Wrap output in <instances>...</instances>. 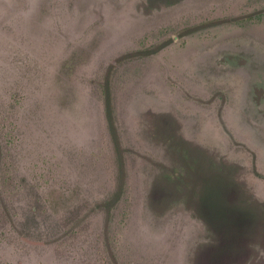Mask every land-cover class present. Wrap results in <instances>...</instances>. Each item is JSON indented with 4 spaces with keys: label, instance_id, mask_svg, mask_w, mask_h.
<instances>
[{
    "label": "rangeland",
    "instance_id": "1",
    "mask_svg": "<svg viewBox=\"0 0 264 264\" xmlns=\"http://www.w3.org/2000/svg\"><path fill=\"white\" fill-rule=\"evenodd\" d=\"M0 264H264V0H0Z\"/></svg>",
    "mask_w": 264,
    "mask_h": 264
},
{
    "label": "trees",
    "instance_id": "2",
    "mask_svg": "<svg viewBox=\"0 0 264 264\" xmlns=\"http://www.w3.org/2000/svg\"><path fill=\"white\" fill-rule=\"evenodd\" d=\"M177 1L179 0H148V6L155 7V5L159 6L161 3L171 4ZM106 113L119 162L118 188L114 196L111 197V199L107 203V205L111 206L112 209L113 205L117 202L123 192L126 171L124 162V149L121 145V139L118 135V129L115 123L114 109L112 106V99H110L109 94L107 95L106 100ZM186 152L187 151L183 153V156L185 158L187 157ZM209 170L210 174L206 179H204L203 182L205 186L199 193L198 200H196L197 212L203 217L205 213V221L207 223H211L212 221L213 224H215L219 223L222 220L226 221L227 219H229V213L230 215L234 212H236L237 214V211H239L240 214H238L239 217L242 218V220H248V223H252V221L254 220L252 218H254V216L248 215L243 208H240V204H242V198H239V194H241V192H239V194L236 192L238 191V183L235 180L236 166L232 164L221 163L220 165H216L215 163H212ZM184 174L186 173L178 175L179 179L183 180ZM231 188L234 190L233 194H236L237 196L230 200L225 199L223 190L229 191V189ZM242 220L240 219V221Z\"/></svg>",
    "mask_w": 264,
    "mask_h": 264
}]
</instances>
